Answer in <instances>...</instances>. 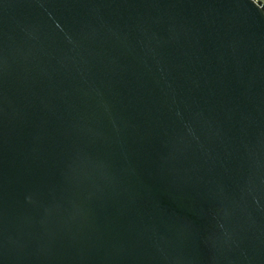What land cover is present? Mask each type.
<instances>
[{
	"label": "water",
	"instance_id": "1",
	"mask_svg": "<svg viewBox=\"0 0 264 264\" xmlns=\"http://www.w3.org/2000/svg\"><path fill=\"white\" fill-rule=\"evenodd\" d=\"M0 264H264V3L0 0Z\"/></svg>",
	"mask_w": 264,
	"mask_h": 264
},
{
	"label": "built area",
	"instance_id": "2",
	"mask_svg": "<svg viewBox=\"0 0 264 264\" xmlns=\"http://www.w3.org/2000/svg\"><path fill=\"white\" fill-rule=\"evenodd\" d=\"M264 2V0H262Z\"/></svg>",
	"mask_w": 264,
	"mask_h": 264
}]
</instances>
